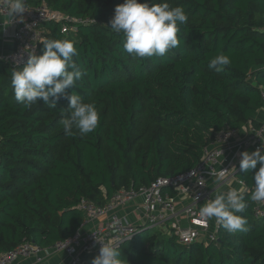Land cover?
Wrapping results in <instances>:
<instances>
[{
  "label": "trees",
  "instance_id": "trees-1",
  "mask_svg": "<svg viewBox=\"0 0 264 264\" xmlns=\"http://www.w3.org/2000/svg\"><path fill=\"white\" fill-rule=\"evenodd\" d=\"M182 7L180 45L162 57H136L123 49V34L110 29L124 0H26L85 24L62 33L63 23L43 25L45 40L67 39L86 73L68 95L95 103L94 132L67 135L60 121L67 98L56 108L43 100L25 108L15 99L11 72L23 66L0 60V255L24 243L49 249L75 237L82 200L98 207L121 190L148 187L194 169L216 135L229 127L258 126L264 106V0H140ZM94 21V22H92ZM43 41V42H44ZM229 56L223 71L209 67ZM43 54L40 43L37 55ZM238 171L246 190L247 231L220 224L217 241L181 245L173 234L143 230L118 249L125 264H264V216L255 217L252 177ZM88 264H92L89 259Z\"/></svg>",
  "mask_w": 264,
  "mask_h": 264
},
{
  "label": "built area",
  "instance_id": "built-area-1",
  "mask_svg": "<svg viewBox=\"0 0 264 264\" xmlns=\"http://www.w3.org/2000/svg\"><path fill=\"white\" fill-rule=\"evenodd\" d=\"M11 3L12 0H0V15L6 18L9 25L15 27L12 35L15 42L14 50L2 57L3 61L12 65L23 66L29 58V52L38 53L40 43L45 40L43 28L45 23L59 24L67 21L69 24L62 26L63 34L75 31L78 25L85 24L82 20L72 19L50 10L45 4L26 8L23 14L15 17L11 14ZM261 31L264 32V27ZM261 96L264 103V89ZM248 133L245 138L239 140L240 130L224 128L216 135L214 143L205 149L201 162L194 169L173 178H159L150 186L138 190H121L115 193L104 207L82 200L79 209L84 215V222L80 232L50 249L64 252L69 264H88L89 259L93 260L99 254L102 243H111L119 249L143 230L163 229L167 225L172 226L171 234L181 245L217 241L220 224L215 218L211 220L201 218L200 208L212 198L213 192L209 188L211 182L232 177L240 170L239 153L249 150L252 152L257 148L264 149V121L258 126L250 124ZM239 183L245 186L242 181ZM176 197L188 201V205L181 213L188 226H183L184 222L177 214ZM139 199L143 200L140 211L141 215L145 214L143 224L130 223L116 214L118 207H124ZM263 216L264 201L257 202L255 217ZM100 218H103L100 226L86 230L89 223ZM43 252L44 250L36 244L24 243L1 254L0 264H17L23 259H34L37 264H42Z\"/></svg>",
  "mask_w": 264,
  "mask_h": 264
},
{
  "label": "clouds",
  "instance_id": "clouds-1",
  "mask_svg": "<svg viewBox=\"0 0 264 264\" xmlns=\"http://www.w3.org/2000/svg\"><path fill=\"white\" fill-rule=\"evenodd\" d=\"M26 0H12L11 14L20 16L26 11ZM188 22V16L182 7H172L168 2L151 5L140 0H124L117 5L110 29L123 34V49L136 57H162L170 49L180 45L178 25ZM43 54L29 52V58L22 68L11 72V87L15 99L25 108L41 100L51 109L56 102L67 98L69 115L61 121L67 135H73V129L80 135L94 132L99 124V113L95 103L85 102L82 95H68L66 89L76 87L84 73L73 59L78 55L74 43L67 39H51L42 42ZM231 64L229 56L221 53L210 60L209 67L223 71ZM252 177L254 190L250 195L253 202L264 201V149L241 153L240 169L250 171L257 168ZM222 175V173H221ZM247 207L245 197L236 188L219 192L208 199L200 208L199 215L205 220L215 218L230 233L247 231V218L239 215ZM121 252L111 243H102L99 254L92 264H125Z\"/></svg>",
  "mask_w": 264,
  "mask_h": 264
},
{
  "label": "crops",
  "instance_id": "crops-1",
  "mask_svg": "<svg viewBox=\"0 0 264 264\" xmlns=\"http://www.w3.org/2000/svg\"><path fill=\"white\" fill-rule=\"evenodd\" d=\"M14 31H15V27L9 25L7 23L6 18L0 15V60H2L3 56H5L6 54L14 50L15 42L12 38ZM254 119L258 123H261L264 121V108L259 110V112L256 114ZM249 126L250 125L240 130V135L238 136L239 140H242L243 138L247 136V134H249L248 133ZM249 152H251V150H249ZM241 153L238 154L239 163L241 160ZM236 174H234L232 177L224 178L220 181L218 180L216 182H211L209 184V188L213 192L212 198H214V196L220 191L227 192L229 188H233V187L236 188L239 192L246 190V186L243 187L240 185L239 183L241 182L240 179L239 181L234 180V178L238 177V175ZM172 195L176 196L173 193ZM176 202H177V208H178L177 214H179L181 219L183 220L184 222L183 226H188V223L186 222L184 216L181 215L182 211L188 205V201L182 200L179 197H176ZM142 203H143V200L139 199V200H136L135 202H131L125 205L124 207H118L116 209V214H118L120 217H122L124 220H127L130 223L141 225L144 223V220H145V217H144L145 214L141 215V212H140L142 210ZM103 218H100L96 221L89 223L88 226L86 227V230L100 226L103 223ZM171 228H172L171 225H167V226H164L163 229H159V232L161 234H166V233L170 234ZM42 255L44 257V261L42 264H69V259L64 252H56L49 248V249H45ZM17 264H37V263L35 262L34 259H31V260L23 259V260L18 261Z\"/></svg>",
  "mask_w": 264,
  "mask_h": 264
},
{
  "label": "rangeland",
  "instance_id": "rangeland-1",
  "mask_svg": "<svg viewBox=\"0 0 264 264\" xmlns=\"http://www.w3.org/2000/svg\"><path fill=\"white\" fill-rule=\"evenodd\" d=\"M234 180L239 181V177L234 178ZM224 187H225V186H224ZM222 188H223V187H222ZM220 192H222V191H220ZM154 231H159V229H158V228H154V229L151 230V232H154Z\"/></svg>",
  "mask_w": 264,
  "mask_h": 264
},
{
  "label": "water",
  "instance_id": "water-1",
  "mask_svg": "<svg viewBox=\"0 0 264 264\" xmlns=\"http://www.w3.org/2000/svg\"><path fill=\"white\" fill-rule=\"evenodd\" d=\"M24 66V65H23ZM236 175H238V172H237V174Z\"/></svg>",
  "mask_w": 264,
  "mask_h": 264
}]
</instances>
